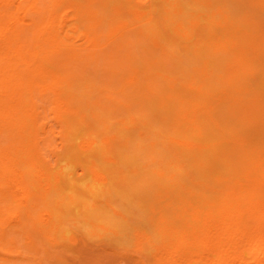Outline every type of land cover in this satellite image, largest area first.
<instances>
[{"label":"bare ground","instance_id":"1","mask_svg":"<svg viewBox=\"0 0 264 264\" xmlns=\"http://www.w3.org/2000/svg\"><path fill=\"white\" fill-rule=\"evenodd\" d=\"M89 241L264 264V0H0V264Z\"/></svg>","mask_w":264,"mask_h":264},{"label":"rangeland","instance_id":"2","mask_svg":"<svg viewBox=\"0 0 264 264\" xmlns=\"http://www.w3.org/2000/svg\"><path fill=\"white\" fill-rule=\"evenodd\" d=\"M141 8H146L142 6ZM88 261V262H87ZM139 264L134 252H123L110 243L86 242L75 256H64L62 262L49 264Z\"/></svg>","mask_w":264,"mask_h":264}]
</instances>
